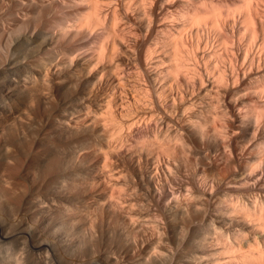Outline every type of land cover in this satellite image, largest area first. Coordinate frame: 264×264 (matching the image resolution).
<instances>
[{"label": "bare ground", "instance_id": "1", "mask_svg": "<svg viewBox=\"0 0 264 264\" xmlns=\"http://www.w3.org/2000/svg\"><path fill=\"white\" fill-rule=\"evenodd\" d=\"M0 264H264V0H0Z\"/></svg>", "mask_w": 264, "mask_h": 264}]
</instances>
